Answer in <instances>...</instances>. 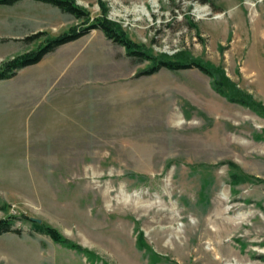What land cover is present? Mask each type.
Instances as JSON below:
<instances>
[{
  "label": "rangeland",
  "instance_id": "rangeland-1",
  "mask_svg": "<svg viewBox=\"0 0 264 264\" xmlns=\"http://www.w3.org/2000/svg\"><path fill=\"white\" fill-rule=\"evenodd\" d=\"M74 1L264 106V0ZM82 26L40 2L0 6V67ZM146 67L91 30L0 81V219L21 232L0 236V264H264V117L197 69Z\"/></svg>",
  "mask_w": 264,
  "mask_h": 264
},
{
  "label": "trees",
  "instance_id": "trees-1",
  "mask_svg": "<svg viewBox=\"0 0 264 264\" xmlns=\"http://www.w3.org/2000/svg\"><path fill=\"white\" fill-rule=\"evenodd\" d=\"M24 0H0V6H13L16 3ZM34 2H40L51 7L57 8L64 14L72 16L74 19L83 23V26L79 28L72 27L67 32L60 36L47 39L45 43L37 50L23 54L13 58L12 60L4 63L0 67V81L11 79L16 75L19 69L38 63L43 56L50 52H54L57 48L78 40L79 38L87 35L91 30H99L104 36L115 44L124 48L126 55L140 62H147V67L139 72L137 76H152L157 74L160 70L166 69L171 72L197 69L202 74L209 77L211 89L218 95L224 97L230 103L239 104L247 109L255 112L257 115L264 117V106L252 98L250 94L245 91L239 90L235 84H233L224 74L223 70L219 67L207 66L198 61L187 60L182 56L161 54L159 56L152 55L142 46L128 40L119 26L105 18H98L95 21L90 22L88 12L78 6L74 0H29ZM201 4H207L212 6L213 0H196ZM99 7L105 12L104 4L97 0ZM43 34H35L32 37L26 39V41L33 42L39 39ZM240 180L238 174H231V181L238 182ZM24 220L28 221L31 225V232L40 235L47 236L54 244L61 245L67 249L74 250L78 253L90 255L91 253L79 246L78 244L70 241L62 236L56 229L44 225L37 224L31 221L30 217L22 216ZM16 217L9 216L4 219H0V236L6 233H13L20 235V230L15 229L13 226V220ZM141 234L139 239L141 240ZM264 262V258L261 259Z\"/></svg>",
  "mask_w": 264,
  "mask_h": 264
},
{
  "label": "water",
  "instance_id": "water-1",
  "mask_svg": "<svg viewBox=\"0 0 264 264\" xmlns=\"http://www.w3.org/2000/svg\"><path fill=\"white\" fill-rule=\"evenodd\" d=\"M30 219L34 223L41 224V220L40 219H36V218H30Z\"/></svg>",
  "mask_w": 264,
  "mask_h": 264
},
{
  "label": "crops",
  "instance_id": "crops-1",
  "mask_svg": "<svg viewBox=\"0 0 264 264\" xmlns=\"http://www.w3.org/2000/svg\"><path fill=\"white\" fill-rule=\"evenodd\" d=\"M32 94H29V96H31ZM29 97L28 95H25V100H27ZM23 108H25V105L22 106ZM24 110V109H23Z\"/></svg>",
  "mask_w": 264,
  "mask_h": 264
}]
</instances>
